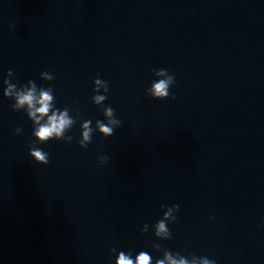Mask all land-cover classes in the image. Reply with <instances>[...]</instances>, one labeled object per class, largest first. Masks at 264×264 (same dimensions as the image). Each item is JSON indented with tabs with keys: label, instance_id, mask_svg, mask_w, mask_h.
I'll return each instance as SVG.
<instances>
[{
	"label": "clouds",
	"instance_id": "1",
	"mask_svg": "<svg viewBox=\"0 0 264 264\" xmlns=\"http://www.w3.org/2000/svg\"><path fill=\"white\" fill-rule=\"evenodd\" d=\"M15 27V25H11ZM156 77H164L163 79L154 80L151 86L146 89V95L155 100H165L171 95L172 99H175L173 94H170V88L175 84V77L168 73L167 69L153 70ZM8 76H12V70L7 73ZM40 75L44 77L46 81H52L54 76L47 71L41 72ZM4 87L3 95L6 98L14 100V104L11 106L13 111L18 109H25L27 116L33 121V136L39 138V144H45L50 140L71 142L73 137L66 135V133L75 124V119L70 116V110L64 108L60 110L54 107L55 97L53 95V88L37 87V84L33 80H29L27 85L18 87L17 84L10 82L7 79L3 80ZM93 92L98 93L100 88L103 87L104 93H108L109 87L106 81L99 78V76L93 81ZM92 96V103L97 106H103L107 99V95ZM103 115L106 118V123L101 120H97L95 128L99 129V133L104 137H110L114 135V130L121 126V121L115 118V110L110 107H103ZM51 113V114H49ZM46 118V119H45ZM83 138L78 141L81 148H87L91 143L92 133L95 131L92 127L91 120H83ZM16 134L22 133L21 128H16ZM29 155L37 163L41 165L49 164V153L43 151L35 145L30 146ZM109 160L108 156H100L97 160L98 166H102ZM164 206L162 205V208ZM180 208L179 204H174L167 207L164 212V218L160 219L155 224V237H161V240H168L171 238V232L168 228V219L171 218L172 222H175L177 217L173 215V212H177ZM149 225L144 224L141 232L147 233ZM154 250L161 251V245L154 243L152 245ZM115 252V249H112ZM117 264H216L214 259L208 257L191 256V259L181 256L179 253H172L169 250H163V258H157L155 261L153 257L146 251H140L135 260L132 259L131 252L125 253L120 251Z\"/></svg>",
	"mask_w": 264,
	"mask_h": 264
}]
</instances>
